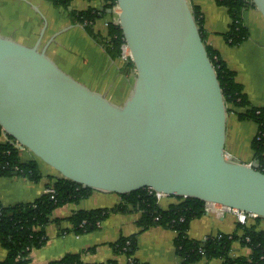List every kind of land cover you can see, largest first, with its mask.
Segmentation results:
<instances>
[{
	"label": "water",
	"instance_id": "95a60500",
	"mask_svg": "<svg viewBox=\"0 0 264 264\" xmlns=\"http://www.w3.org/2000/svg\"><path fill=\"white\" fill-rule=\"evenodd\" d=\"M251 1L264 20V0ZM116 2L139 74L132 100L117 105L76 80L40 38L0 35L4 130L82 187L149 188L264 218V172L226 157L224 96L188 0Z\"/></svg>",
	"mask_w": 264,
	"mask_h": 264
},
{
	"label": "crops",
	"instance_id": "0c3cea01",
	"mask_svg": "<svg viewBox=\"0 0 264 264\" xmlns=\"http://www.w3.org/2000/svg\"><path fill=\"white\" fill-rule=\"evenodd\" d=\"M188 3L201 13L205 43L215 49L235 73V80L241 84L250 105L264 107V20L259 11L249 8L251 13L248 16L247 9L242 13V24L248 29V37L237 45H230L224 37L231 22L227 9L215 0H188ZM87 9L99 11L90 26L95 37L73 17V13ZM247 17L252 24L247 23ZM109 19L104 0H70L68 7L54 5L48 0H0V35L27 46L40 38L39 48L44 47L46 54L61 69L111 102L123 106L139 90V74L134 64L112 58L107 52L105 41ZM233 120L239 121L231 111L226 119V157L258 165L251 149V140L258 126L255 125L252 137L245 143V148L239 151L237 137L231 132ZM7 140L8 136L3 132L0 141ZM18 149L23 160L37 161L43 178L39 183H34L21 176L0 177V202L5 206L34 200L46 192V176L60 177L52 168L45 169L42 161L26 148L19 145ZM233 149L239 151L241 156H237ZM119 201L120 196L116 193L94 190L89 197L77 203H66L55 208L51 214L52 222L45 227L47 240L41 247L30 251V264H47L68 253H79L87 263L115 259L118 264H125L126 256L114 253L111 244L120 236L133 234H136L133 257L140 262L179 264L181 258L174 244L177 231L158 225L139 231L137 221L140 214L136 211L111 212L99 223L98 228L89 232L75 234L70 230L68 217L73 212L110 208ZM174 202L175 197L159 199L162 208ZM246 224L264 229V218H249ZM219 234H235L240 238L243 230L230 209L206 203L205 212L189 222L187 236L193 240H203ZM250 253L251 249L242 244L240 239L233 240L230 256L248 257ZM5 256L6 249L0 244V261ZM222 261L221 258H201L195 264H222Z\"/></svg>",
	"mask_w": 264,
	"mask_h": 264
},
{
	"label": "trees",
	"instance_id": "16d2710c",
	"mask_svg": "<svg viewBox=\"0 0 264 264\" xmlns=\"http://www.w3.org/2000/svg\"><path fill=\"white\" fill-rule=\"evenodd\" d=\"M54 5L68 7L70 0H48ZM108 10L116 0H104ZM218 5L224 6L231 22L228 32L224 35L230 45H237L248 37V29L242 24V13L249 7L255 8L251 0H215ZM194 18L205 42L203 19L197 7H191ZM99 11L87 9L73 13L77 22L84 25L92 34L90 28ZM108 34L105 41L107 52L112 58H119L121 45L124 42L122 28L119 24L108 23ZM95 37V36H94ZM207 53L215 68L218 81L224 96L226 112L231 111L240 120H252L258 126L257 133L251 141V149L258 160L257 169L264 172V107L250 105L242 91L241 84L235 80V73L227 67L218 52L205 43ZM134 64L130 59L125 61ZM7 133L0 124V136ZM8 134V133H7ZM6 134V135H7ZM7 141H0V176H21L37 183L43 175L35 159L23 160L21 151L15 146L11 135ZM17 167V170H15ZM46 188H52L53 193H43L29 202H20L12 205H3L0 202V244L6 249L5 258L0 264H30L29 253L34 248L41 247L47 240L45 227L52 222L53 210L66 203H77L87 198L95 190L82 187L63 177L46 176ZM119 195V194H118ZM120 201L110 208H95L77 210L68 217L70 230L75 234H82L98 228L99 223L111 212L127 213L139 212L137 225L139 231L151 226H162L177 231L174 244L181 258L179 264H195L201 258H221L222 264H264V229H257L255 225L239 223L243 234H219L208 236L203 240H193L187 236L189 222L205 212V202L191 197H175L176 202L162 208L157 193L149 188H140L127 194H122ZM256 220L262 217H254ZM240 239L242 244L251 249L248 257H232L229 254L233 240ZM116 254H123L125 264H146L140 262L133 253L136 249V234L120 236L111 244ZM92 250V248H91ZM47 264H118L115 259L99 263H87L81 259L79 253H68L60 259Z\"/></svg>",
	"mask_w": 264,
	"mask_h": 264
},
{
	"label": "built area",
	"instance_id": "2783aa9c",
	"mask_svg": "<svg viewBox=\"0 0 264 264\" xmlns=\"http://www.w3.org/2000/svg\"><path fill=\"white\" fill-rule=\"evenodd\" d=\"M108 13L110 15V19L109 22L113 23V24H119V13H120V9L117 5V2L115 4H113L109 9H108ZM108 22V23H109ZM121 60L126 61L127 59L131 60V54H130V49L124 39V42L121 45V54L119 57ZM15 146L17 148H19V144L17 142H14ZM15 170H17V167H15ZM47 193H53V189L52 188H47L46 189ZM161 197H170V195H166V194H162V193H157V198L158 200ZM227 208V207H226ZM230 209L236 216V219L239 223H245L249 218H254L256 216L252 215V214H248L246 212L237 210V209H232V208H227Z\"/></svg>",
	"mask_w": 264,
	"mask_h": 264
},
{
	"label": "rangeland",
	"instance_id": "374dc122",
	"mask_svg": "<svg viewBox=\"0 0 264 264\" xmlns=\"http://www.w3.org/2000/svg\"><path fill=\"white\" fill-rule=\"evenodd\" d=\"M204 1V0H203ZM252 8V7H249ZM249 8H247V12L248 14L246 16L249 15V13H251V10H248ZM247 23L250 25L252 24V21H250L247 17ZM261 24V22H260ZM256 30L253 29V33H255ZM253 106V105H252ZM229 113H227L228 115ZM233 127L231 129V132L236 135L237 137V143H238V150L241 151L243 148H245V143L247 142V140H250V138L252 137L253 132L255 131V125L257 126V124L255 122H253L252 120H239L236 121L233 120ZM255 136V135H254ZM253 139V138H252ZM252 141V140H251ZM235 154L237 156H241V153L239 151H236L235 149H233ZM228 157V155H226ZM241 160V159H239ZM43 167L45 169H50L51 167H49L47 164L41 162ZM0 177H6V176H0ZM11 177V176H8ZM39 183V182H38Z\"/></svg>",
	"mask_w": 264,
	"mask_h": 264
}]
</instances>
